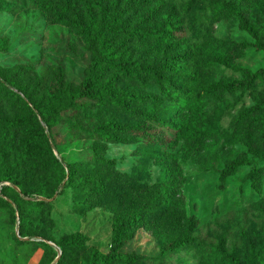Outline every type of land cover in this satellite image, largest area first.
I'll list each match as a JSON object with an SVG mask.
<instances>
[{"label":"rangeland","instance_id":"obj_1","mask_svg":"<svg viewBox=\"0 0 264 264\" xmlns=\"http://www.w3.org/2000/svg\"><path fill=\"white\" fill-rule=\"evenodd\" d=\"M212 1L0 0V174L8 169L28 193L0 200V264H54L60 254L58 264H88L94 250L108 251L113 219L131 212L140 214V223L125 233L122 259L110 264H228L215 253L220 244L240 264H264V51L235 16H211ZM231 1L264 42V0ZM172 24L177 30L167 41L161 31ZM100 38L114 60L161 70L170 91L182 88L187 75L202 84L238 80L240 67L259 75L250 88L217 90L180 105L161 96L165 82L102 64L97 84L110 81L159 97L160 104L137 102L126 112L86 97L84 107L66 111L70 94L103 52ZM193 44L199 45L195 52ZM197 58L227 64L199 66ZM20 97L30 107L35 103L45 121ZM255 103L262 106L245 110ZM15 119L19 124L4 123ZM105 120L143 132L115 131L118 139L105 141L96 133ZM40 131L59 161L55 171L38 165L42 144L32 138ZM94 152L113 164H96ZM234 158L249 163L220 178ZM66 166L77 175L93 174L101 188L65 183ZM38 185L51 194L47 200L29 192ZM35 198L45 204L38 217L20 200ZM185 234L192 236L188 244L161 252L162 243Z\"/></svg>","mask_w":264,"mask_h":264},{"label":"trees","instance_id":"obj_2","mask_svg":"<svg viewBox=\"0 0 264 264\" xmlns=\"http://www.w3.org/2000/svg\"><path fill=\"white\" fill-rule=\"evenodd\" d=\"M209 13L211 16L214 17H221V16H235L238 20V25L240 28L245 30L249 35H251L254 38L253 45L257 49H261L264 51V42L259 40V33L256 28V25L251 22L247 16L245 15L244 11L240 9L238 5H236L231 0H214L209 4ZM83 26V25H82ZM84 28L86 26L84 25ZM177 30L176 25L172 24L170 27L167 28V30L161 31V36H163L167 41L169 39L174 38V32ZM99 45L103 49V52L100 56H96L93 58V60L90 63L89 71L87 73V76L81 81L79 84V87L77 90L73 91L70 94V100L66 106V111H75L78 108L84 107L86 102L85 98H91V99H97L99 102H102V104H105L108 102L109 104H113L122 110L129 112L131 110L132 104H135L137 102H148L152 106H157L160 104L159 97H155L153 95H146L142 94L138 91H127L123 89L115 88V85L111 83L110 81L103 83V84H97L98 80V70L101 69V65L105 64L110 66L111 68L117 69L120 73L125 74L126 76L136 78L139 74H148L152 77L156 78V80H159L161 82H165L167 85L162 86L160 85V92L161 96L164 97V99L171 103H178L180 105H184L186 102H192L195 103L203 96L212 95L217 90L221 91H233L239 86L250 88L253 84V81L256 76L259 75V71H250L247 68L240 67L239 73L241 74V78L238 80H229L226 82H209L206 84H202L199 82L198 78L195 75H187L185 77V85L182 88L171 90L169 89L170 81L169 77L164 75V73L161 70H158V68L153 66H147L143 64H139L136 62H129V61H117L114 60L110 56V51L108 53L105 52V50L108 49V44L104 43V40L100 38ZM198 44L192 45V50L195 52L198 49ZM185 56V55H184ZM169 61H172L171 59ZM215 62H221L227 64L222 59H201L197 58L194 59V64H197L199 66H206L214 64ZM171 64V62H170ZM20 100L24 103L26 108L32 113V110H35L39 113L41 120L45 121V119L41 116L40 110L38 106L35 103H31V107L25 102L21 97ZM261 103H255L252 107H248L247 110H258L261 107ZM150 119H154L153 115H147ZM160 124H162L165 128L175 131L174 124L163 117H159L158 121ZM6 124H19L18 120L15 119L14 121H4ZM115 131H122V132H143V130L138 125H130L125 126L117 121L114 120H105L102 123H98L96 126V133L100 137V139L105 141H114L117 140L118 137L114 134ZM48 136H50V132L47 131ZM35 142H40L42 144L41 152L37 156V162L41 169L51 172L55 171L56 168L59 166V161L56 158V156L53 154L51 145L47 142V137L40 131L32 138ZM93 160L98 165H112L113 160L105 158L102 154L99 152L93 153ZM249 161L245 158H234L231 161L224 164V166L221 169V175L220 178L224 176V174H227L229 172L234 171L238 166L243 164H248ZM93 174H80L77 175L74 169L71 167L66 166V172L65 175H62V177H65V183H71L74 181H78L84 185L86 184H92V187L95 190H98L101 188V182H95V179H93L91 176ZM47 178L50 180L53 178V175H47ZM248 178L251 184H254L256 178H255V168L251 167L248 171ZM59 180V179H58ZM61 180V179H60ZM0 182H6L7 184H1L0 185V200L5 202V199H3V196L9 197V193L13 192L16 194L19 192L21 196H28L27 191L24 189V187L21 185V183L15 179V177L11 174V172L7 169L4 170L3 173L0 174ZM15 187H17V191L15 190ZM56 189V187H54ZM29 192L34 193L35 195H39L45 198L50 197V193L48 192L47 188L43 185H38L35 188L31 189ZM22 200V203L26 205V212L28 214H33L34 216H40L44 210L45 204L42 199H33L31 201L28 200ZM16 209L19 221L23 220L22 214L19 212L20 205L19 200L16 202ZM140 223V214L137 212H131L127 214H123L121 216H116L113 219V224L111 228V238L109 243V248L106 253H100L96 250H94L91 253L89 263L88 264H95L96 262H100L102 264H110L113 261L122 259V254L120 252V248L123 245L124 242V235L126 232L129 231L130 228L136 227ZM185 232L189 233V228L185 229ZM19 235L22 236L24 233L19 230ZM192 240V236L190 235H181L178 236L175 239H169L166 242L161 244V252L167 253L169 251L176 250L180 248L181 246L188 244ZM70 242H75V240H71ZM59 248L62 250L63 247H61L58 244ZM215 253L219 257L220 261H225L228 264H240L237 260V258L225 251V249L220 245H218L215 248ZM61 255L57 256V259L54 264L60 263Z\"/></svg>","mask_w":264,"mask_h":264},{"label":"water","instance_id":"obj_3","mask_svg":"<svg viewBox=\"0 0 264 264\" xmlns=\"http://www.w3.org/2000/svg\"><path fill=\"white\" fill-rule=\"evenodd\" d=\"M42 199H43V200H47V198H45V197H42ZM56 258H57V257H56Z\"/></svg>","mask_w":264,"mask_h":264}]
</instances>
